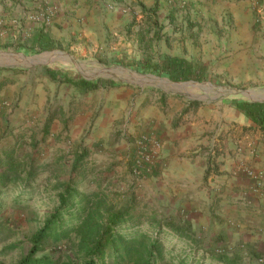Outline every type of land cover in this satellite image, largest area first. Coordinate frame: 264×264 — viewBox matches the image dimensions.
Returning a JSON list of instances; mask_svg holds the SVG:
<instances>
[{
    "label": "rangeland",
    "instance_id": "1",
    "mask_svg": "<svg viewBox=\"0 0 264 264\" xmlns=\"http://www.w3.org/2000/svg\"><path fill=\"white\" fill-rule=\"evenodd\" d=\"M215 14L203 12L197 0H0V264H18L28 253L31 238L61 206L70 181L76 196L71 218L63 221L67 235L56 252L49 249L62 261L71 259L69 264H84V242L125 209L129 224L118 234L138 250L156 241L162 250L156 264H220L212 256L225 252L242 263L264 261V248L253 245L198 248L205 242L197 243L187 210L164 216L166 211L153 208L145 182L151 172L136 175L129 160L125 168L109 153L129 134L137 149L143 137L154 141L158 120L177 125L197 110L200 119L208 122L210 116L218 123L227 108L237 109L227 102L264 100V54L257 56L258 66L238 62V69L218 55L201 62L207 70L201 80L180 82L130 66L161 65L167 56L187 53L197 63L199 42L216 40L223 47L232 38L230 20L223 16L221 22ZM262 24L258 18L257 30L247 35L264 39ZM41 30L53 40L49 50L18 51ZM48 69L119 85L85 90L51 78ZM243 127L244 133H264L250 119ZM208 151L211 157L219 154L216 147ZM244 174L253 182L251 191L261 193L264 170L248 168Z\"/></svg>",
    "mask_w": 264,
    "mask_h": 264
},
{
    "label": "crops",
    "instance_id": "2",
    "mask_svg": "<svg viewBox=\"0 0 264 264\" xmlns=\"http://www.w3.org/2000/svg\"><path fill=\"white\" fill-rule=\"evenodd\" d=\"M210 5L217 10L209 11ZM197 6L203 12L216 13L214 17L217 15L221 22L226 16L233 26L232 38L221 44L223 47L216 40L205 46L199 42L194 64L203 73L207 70L201 62L216 60L218 55L227 56L235 69L238 62L246 68L250 66L247 63L257 65V56L264 54V39L261 35H247L257 30L259 17L254 0H197ZM171 57L189 62L192 59L189 53ZM218 117V123H212L210 116L206 122L197 117L196 110L177 125L171 119L169 124L155 122V140L160 147L154 152L156 169L145 180L151 191L150 204L166 211L164 216L179 214L178 208L187 210V222L197 229V241L205 242L198 248H212L216 244L225 248H264V188L254 194L250 188L253 182L244 174L248 168L264 170V133H244L243 126L249 125V118L237 109L229 107ZM235 124L237 135L233 130ZM136 142L134 135H126L110 146L109 153L125 168L128 160L134 165ZM215 147L219 154L209 156L208 150Z\"/></svg>",
    "mask_w": 264,
    "mask_h": 264
},
{
    "label": "trees",
    "instance_id": "3",
    "mask_svg": "<svg viewBox=\"0 0 264 264\" xmlns=\"http://www.w3.org/2000/svg\"><path fill=\"white\" fill-rule=\"evenodd\" d=\"M52 45L53 40L51 36L41 30L34 34L29 46H19L17 49L19 52L25 54H36L49 50ZM130 66L138 72L167 77L176 82L201 80L204 76L202 68L198 67L197 64L171 56L166 57L161 65L150 61H142L133 63ZM47 72L53 79L61 78L65 82L77 85L85 90H97L104 85H119L115 82L101 79H75L53 69H48ZM229 103L264 130V101L237 99ZM82 157L83 155H80V158ZM72 184L71 181L67 184L65 192L61 195V206L33 235L31 238V248L18 264H69L71 262V259L62 261L61 256H56L49 249L56 252L58 242L67 235V231H62V226L63 221H65L64 218H71V214L73 213L71 201L75 198L76 193L71 190L73 188ZM127 212L128 210L125 209L122 213L112 215L109 220H106L102 231L98 232V236L84 242V248H88L85 257L88 260L84 264H127L128 262H133V264H156L157 260L162 258V250L158 247L156 241H154L150 248H139L140 250L129 248L131 245L124 244V240L122 241L123 237L118 233H121L120 230L123 226L129 224L126 221L128 218L125 217ZM69 213L71 214L69 215ZM169 223H167L169 229L173 230L174 226ZM115 228L118 232H115ZM2 231L3 228L0 223V235ZM212 259L220 264H247L242 263L239 257L230 256L226 252L214 253ZM181 264L191 263L187 260H182ZM259 264H264V261L262 260Z\"/></svg>",
    "mask_w": 264,
    "mask_h": 264
},
{
    "label": "built area",
    "instance_id": "4",
    "mask_svg": "<svg viewBox=\"0 0 264 264\" xmlns=\"http://www.w3.org/2000/svg\"><path fill=\"white\" fill-rule=\"evenodd\" d=\"M259 18L264 19V0H254ZM160 147L156 140H149L143 137L139 142V148L134 158L133 173L136 175L142 174L143 171L152 172L156 169L154 161V152ZM252 174V173H251Z\"/></svg>",
    "mask_w": 264,
    "mask_h": 264
},
{
    "label": "water",
    "instance_id": "5",
    "mask_svg": "<svg viewBox=\"0 0 264 264\" xmlns=\"http://www.w3.org/2000/svg\"><path fill=\"white\" fill-rule=\"evenodd\" d=\"M167 80H171V79H169V78H166ZM255 101H264V100H255Z\"/></svg>",
    "mask_w": 264,
    "mask_h": 264
}]
</instances>
